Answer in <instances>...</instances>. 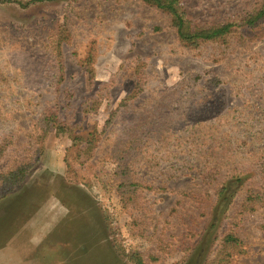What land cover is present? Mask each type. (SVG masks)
<instances>
[{
	"label": "rangeland",
	"instance_id": "rangeland-1",
	"mask_svg": "<svg viewBox=\"0 0 264 264\" xmlns=\"http://www.w3.org/2000/svg\"><path fill=\"white\" fill-rule=\"evenodd\" d=\"M181 2L194 20L216 23L258 0ZM54 104L69 126L48 134L38 163L0 202V264H133L134 254L144 264H205L210 219L183 193L204 192L199 176L212 162L252 170L227 213L254 194L256 211L240 232L245 252L232 264H264V25L238 30L227 46L190 49L141 0H0V139L12 137L0 169L22 155L34 122ZM150 115L129 176L153 190L121 196L112 146ZM89 140L96 148L87 154ZM78 168L92 173L90 182L78 180Z\"/></svg>",
	"mask_w": 264,
	"mask_h": 264
},
{
	"label": "trees",
	"instance_id": "trees-1",
	"mask_svg": "<svg viewBox=\"0 0 264 264\" xmlns=\"http://www.w3.org/2000/svg\"><path fill=\"white\" fill-rule=\"evenodd\" d=\"M141 2L166 15L169 18L170 27L174 31L177 41L182 46L190 49H197L200 46L210 44H216L221 47L227 46L238 30L257 29L264 25V0H258L254 6L247 10H243L235 16H228L216 23L194 20L184 8L181 0H141ZM85 71L89 74V81L92 82L94 70L90 61H87ZM60 75L59 82L64 79V74L60 72ZM140 81L139 79L136 85L137 94L143 92ZM107 85L104 84L101 90H98L91 99L90 103L93 106L97 104L100 94L107 88ZM135 98L134 94L122 100L118 109L112 113L106 122V127L113 123L118 114L120 115V113L126 111L129 103ZM154 120L153 115L138 116L130 122L125 134L121 135L112 146L114 150L112 153L113 162L116 165L114 176L119 181L117 192L121 196L134 195L138 193L139 188L153 190L151 186L146 184L141 186L129 175H136L131 159L134 156L133 151L139 144V135L143 133L142 128L150 125L151 121L153 123ZM68 126L67 122L59 115L56 104L48 106L42 111L33 124L32 132L27 135V141L22 147V155L16 156V159L10 165L0 169V202L21 186L28 172L38 163L48 134L52 131L66 132ZM11 138V136L6 135L0 139V162L7 155L8 147L12 143ZM73 141L79 143L84 140L79 136H74ZM93 143V141H87L84 152L87 154L91 153L96 148H91ZM65 162L67 167L71 168L67 156H65ZM223 168H229V170L224 171ZM251 171L249 169L243 170L221 166L219 162L208 163L200 173L201 176H199L203 183L206 184L204 192L202 194L183 193L184 197L202 207L201 216L204 218L209 217L210 219L203 237L208 244L211 236H213L214 249H212L211 256L205 261V264H232L235 258L240 257L245 252L240 232L243 229L246 217L256 211L254 194L251 191L246 192L232 215H227V213H229L243 186L253 180L250 174ZM74 175H78L79 181L87 183L90 182L92 173L89 171L83 172L78 168ZM257 176L264 181V169ZM248 185L252 184L249 183ZM223 223L224 229L220 230V228L217 230L220 226L222 227ZM129 259L133 264H144L139 254L130 255Z\"/></svg>",
	"mask_w": 264,
	"mask_h": 264
}]
</instances>
